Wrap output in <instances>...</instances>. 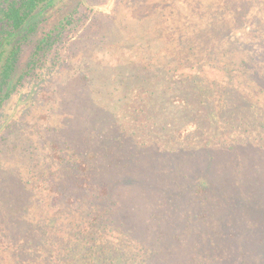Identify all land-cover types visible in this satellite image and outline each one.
Wrapping results in <instances>:
<instances>
[{
	"label": "trees",
	"instance_id": "16d2710c",
	"mask_svg": "<svg viewBox=\"0 0 264 264\" xmlns=\"http://www.w3.org/2000/svg\"><path fill=\"white\" fill-rule=\"evenodd\" d=\"M56 1L0 0V106L23 79L45 72L41 64L75 22L69 13L37 35ZM188 15L170 41L162 38L163 45L171 43L169 66L147 63L136 73L143 79L124 77L121 85H136V94L103 108L95 136L82 134L86 144L53 146L56 157L36 185L59 215L67 207L76 214L66 221L56 252L49 250L51 264H264V223L255 219L264 215V50L245 47V30L222 34L231 12L218 21L224 14H212L200 30L190 27L197 24ZM143 26L131 32L149 38ZM33 35L25 68L14 78ZM232 47L240 52L236 60ZM210 58L219 63H198ZM206 68L223 79L209 78ZM242 84L256 92L241 93ZM244 204L249 209L239 210ZM219 205L225 229L216 224ZM252 232L260 236L249 243Z\"/></svg>",
	"mask_w": 264,
	"mask_h": 264
},
{
	"label": "rangeland",
	"instance_id": "374dc122",
	"mask_svg": "<svg viewBox=\"0 0 264 264\" xmlns=\"http://www.w3.org/2000/svg\"><path fill=\"white\" fill-rule=\"evenodd\" d=\"M182 1L185 6L181 0H57L44 12L37 35L69 13H73L75 22L63 31L48 59L41 64L45 74L27 76L0 106V264H51L49 256L56 252V245L63 240L62 234L68 232L66 221L76 214L73 208L67 207L63 215H59L51 196L36 185L39 176L45 174L43 171L56 157L53 146L62 147L65 141L73 146L71 142L82 141V134L93 138L97 119L104 116L103 108L115 106L124 95L136 94V85L130 88L121 85L124 77L143 79L142 74L138 78L136 73L149 63L169 66L171 60L167 57L171 43L165 46L163 39L169 40L171 30L185 20L184 16L195 11L188 16L197 25L190 23V27L200 30L201 22L212 18V14H224L215 16L218 21L231 12L234 18L238 17L235 21L229 19L222 34H228L231 27L233 37L236 30H245L248 36L241 41L245 47L251 52L264 50V40L260 38L264 32V0H238L241 3L238 6L235 3L231 6L232 1L226 0V4L223 0H199L201 4L198 0ZM188 3L192 8H188ZM212 4L216 6L213 10ZM143 25L147 26V36L151 33L149 38L139 31L131 32L139 27L142 30ZM36 38L33 35L23 46L14 78L24 70ZM196 42L199 44L197 39ZM232 49L236 60L240 52H236L235 47ZM210 60V63H198L204 66L219 63ZM203 73L209 78L223 79L221 72L210 68ZM237 87L241 93L256 92L250 85ZM260 97H264L263 93ZM249 167V163H245L244 168ZM261 196L264 204V195ZM238 208L249 209L245 204ZM217 210L216 224L225 229L228 227L222 222L225 209L219 205ZM255 219H263L259 223H264V215ZM59 223H64V230L59 229ZM257 235L252 232L248 242H257ZM215 242L220 244L221 240L215 239Z\"/></svg>",
	"mask_w": 264,
	"mask_h": 264
}]
</instances>
